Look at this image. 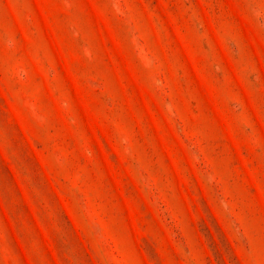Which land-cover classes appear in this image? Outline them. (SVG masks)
Returning a JSON list of instances; mask_svg holds the SVG:
<instances>
[{"label":"rangeland","instance_id":"1","mask_svg":"<svg viewBox=\"0 0 264 264\" xmlns=\"http://www.w3.org/2000/svg\"><path fill=\"white\" fill-rule=\"evenodd\" d=\"M0 264H264V0H0Z\"/></svg>","mask_w":264,"mask_h":264}]
</instances>
